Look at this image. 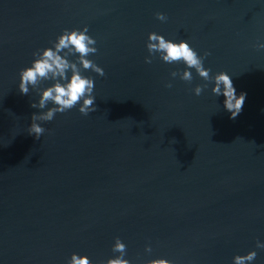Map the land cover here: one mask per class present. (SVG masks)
<instances>
[{"label": "water", "instance_id": "obj_1", "mask_svg": "<svg viewBox=\"0 0 264 264\" xmlns=\"http://www.w3.org/2000/svg\"><path fill=\"white\" fill-rule=\"evenodd\" d=\"M164 12L167 20L157 19ZM87 24L96 111L58 113L28 133L37 94L18 91L32 52ZM188 39L247 97H223L151 63L148 33ZM264 0H0V264L105 260L119 236L132 264H232L264 241ZM218 104L220 107H218ZM151 245L152 252L145 251ZM254 264H264L257 249Z\"/></svg>", "mask_w": 264, "mask_h": 264}, {"label": "clouds", "instance_id": "obj_2", "mask_svg": "<svg viewBox=\"0 0 264 264\" xmlns=\"http://www.w3.org/2000/svg\"><path fill=\"white\" fill-rule=\"evenodd\" d=\"M156 17L161 21L167 20L164 12H157ZM146 47L149 52L145 57L147 63H151L153 57H158L167 64L183 66L170 72L172 79L167 82L166 87L171 88L176 78L191 82L198 76L203 83H197L192 89L196 96H200L210 86L211 93L216 98L223 97L222 106L230 113V119H235L242 112L247 92H237L234 75L230 72L221 70L213 74L212 68L205 64L206 58L211 55L210 51L206 50L201 54L188 39H174L156 31L148 33ZM255 47L264 49V40L258 41ZM98 50L97 39L90 34L89 26L85 24L78 28H64L48 46L32 52L33 59L19 70L18 83L20 94L35 92L38 97L30 102V106L38 110L31 114L28 126L30 135L40 139L46 131L43 122L53 121L58 113L73 108H78L84 115L96 111L95 78L85 73L91 69L101 76L105 74L104 68L91 58ZM257 249H264V241L259 238L256 239L254 248L243 254H235L232 264H254ZM126 250L127 244L123 239L115 237L112 244L115 255L99 261V264H132L126 258ZM145 251L151 253L152 246L146 245ZM66 264H97V261L87 254L74 251L67 258ZM144 264L175 262L161 257L148 259Z\"/></svg>", "mask_w": 264, "mask_h": 264}]
</instances>
